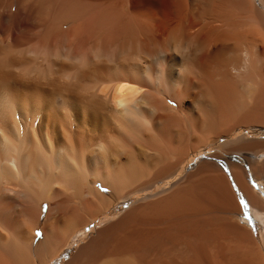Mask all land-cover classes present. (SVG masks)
<instances>
[{"label":"bare ground","instance_id":"1","mask_svg":"<svg viewBox=\"0 0 264 264\" xmlns=\"http://www.w3.org/2000/svg\"><path fill=\"white\" fill-rule=\"evenodd\" d=\"M0 264H264V0H0Z\"/></svg>","mask_w":264,"mask_h":264},{"label":"rangeland","instance_id":"2","mask_svg":"<svg viewBox=\"0 0 264 264\" xmlns=\"http://www.w3.org/2000/svg\"><path fill=\"white\" fill-rule=\"evenodd\" d=\"M206 153H207V152L202 153V155H203V154H206ZM196 158H197V159H200L199 156H197ZM255 225L257 226L258 233L260 234V230H262L263 227H261V225L258 224V223H256ZM89 229L91 230V229H92V226H91V228H89ZM89 229H88V230H89Z\"/></svg>","mask_w":264,"mask_h":264},{"label":"snow or ice","instance_id":"3","mask_svg":"<svg viewBox=\"0 0 264 264\" xmlns=\"http://www.w3.org/2000/svg\"><path fill=\"white\" fill-rule=\"evenodd\" d=\"M124 87V85H121V88H123ZM37 235H40V233H37Z\"/></svg>","mask_w":264,"mask_h":264}]
</instances>
